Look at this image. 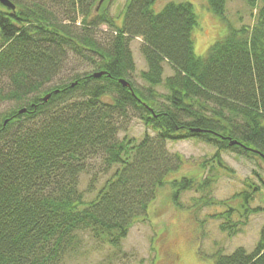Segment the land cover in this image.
<instances>
[{
  "label": "trees",
  "instance_id": "16d2710c",
  "mask_svg": "<svg viewBox=\"0 0 264 264\" xmlns=\"http://www.w3.org/2000/svg\"><path fill=\"white\" fill-rule=\"evenodd\" d=\"M10 1L13 10L0 3V105L10 103L0 111V264H62L78 249L81 232L119 249L168 175L181 170L184 158L167 141L214 146L201 163H211L210 171L228 169L226 150L264 161V0H244L255 14L237 27L227 20L225 0H207L228 27L203 56L194 51L190 1H167L155 11L156 0H126L120 21L111 0ZM136 37L146 88L129 79ZM70 56L94 69L48 85ZM164 63L172 70L166 77ZM131 115L153 134L119 137ZM82 173L90 174L87 189L79 186ZM98 175L105 178L87 198ZM216 177L173 176V202L183 207L188 191L199 194L195 207L227 202L209 194ZM243 185L230 197L238 196V207L212 214L229 234L258 210V185ZM213 264H264V223L251 251H218Z\"/></svg>",
  "mask_w": 264,
  "mask_h": 264
},
{
  "label": "rangeland",
  "instance_id": "374dc122",
  "mask_svg": "<svg viewBox=\"0 0 264 264\" xmlns=\"http://www.w3.org/2000/svg\"><path fill=\"white\" fill-rule=\"evenodd\" d=\"M126 0H111L110 12L120 21ZM167 1L184 0H156L152 8L159 11ZM193 4L197 14V25L192 32L194 51L196 55L206 54L209 46L220 39L227 32V23L221 21L209 8L207 0H186ZM225 15L233 26L252 23L255 11L248 7L244 0H225ZM62 17L63 15H59ZM105 29V26L101 27ZM141 39L136 37L130 42L135 69L131 72L130 80L139 88H146L148 84L141 78L140 72L146 70L147 64L140 50ZM163 77L172 74L171 68L164 63ZM93 63L76 56H70L65 63L61 75L52 79L48 85H54L69 79L76 73L91 72ZM159 92H166L164 85L156 86ZM162 99V98H160ZM10 103L0 105V111L8 108ZM153 134L142 121L131 115L126 128L119 132L142 137L144 132ZM166 147L170 152H178L184 158L181 170L169 174L167 183L160 186L156 198L147 208L145 219L136 221L122 241L121 247L115 249L91 237L88 232H81L82 240L78 249L65 256L62 264H213L214 255L221 251L230 253L237 247L251 251L258 241L260 229L264 223V161L259 157H248L231 151H222L221 158L228 169L220 168L210 171L211 163L203 168L202 161L209 159L216 148L197 139L167 141ZM97 168L99 159H93ZM215 173L216 181L212 184V198L227 200L214 202L202 208L193 205V197L198 196L194 191L183 192L180 200L183 207L175 205L171 198L172 187L169 181L173 176H191L200 180ZM90 174L79 176V186L87 189ZM105 176L98 175L94 189L87 198L94 195L103 182ZM244 180L258 185L254 194L252 206L258 208L251 213L245 223L237 225L233 233L220 230L219 221L212 217L214 213H222L230 206L238 207V196L230 201V197L243 190ZM236 213L233 216L237 220ZM238 228V229H237Z\"/></svg>",
  "mask_w": 264,
  "mask_h": 264
},
{
  "label": "water",
  "instance_id": "95a60500",
  "mask_svg": "<svg viewBox=\"0 0 264 264\" xmlns=\"http://www.w3.org/2000/svg\"><path fill=\"white\" fill-rule=\"evenodd\" d=\"M103 0H100L99 1V4L102 2ZM0 3L11 8L12 10L15 8L14 4L10 1V0H0ZM103 73H105L104 71H100V72H95L93 74V76L97 77V76H100L102 75ZM119 81L124 85V86H128L130 88V84L128 81H126L125 79L121 78L119 79ZM49 93L46 94V96L43 97V100H46L48 97H49ZM25 109L23 108L22 111H24ZM231 142H235V141H231ZM230 142V143H231Z\"/></svg>",
  "mask_w": 264,
  "mask_h": 264
}]
</instances>
